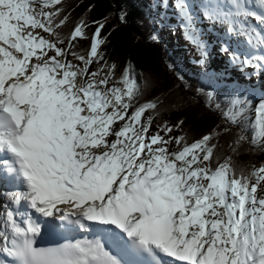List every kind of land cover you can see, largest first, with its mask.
I'll use <instances>...</instances> for the list:
<instances>
[{
  "label": "snow or ice",
  "instance_id": "1",
  "mask_svg": "<svg viewBox=\"0 0 264 264\" xmlns=\"http://www.w3.org/2000/svg\"><path fill=\"white\" fill-rule=\"evenodd\" d=\"M60 4L0 0V154L10 157L0 159V178L12 173L23 186L6 194L15 209L0 205V253L9 258L0 264H131L100 239L37 247L41 224L19 211L21 202L66 231L103 233L126 253L146 254L151 264H165L163 258H172L168 264H264V195H258L264 191V165L237 175L231 156L213 163L212 143L236 128L237 146L247 141L264 150V101L255 108L250 138L242 121L249 102L238 95L223 113L231 127L217 131V125L190 144L184 136H170L167 124L150 134L154 118L145 115L157 103L134 104V69H121L123 88L109 87L116 82V65L100 51L103 24L92 34L87 57L72 51L73 40L86 38L83 21L68 47L58 46L65 41L56 29L68 19L60 18ZM174 6L203 64L206 45L194 28L191 6L185 0ZM204 7L209 20L264 49V33L250 23L264 29V0H217ZM230 56L233 63L264 68V54ZM173 141L175 151L169 147Z\"/></svg>",
  "mask_w": 264,
  "mask_h": 264
},
{
  "label": "trees",
  "instance_id": "2",
  "mask_svg": "<svg viewBox=\"0 0 264 264\" xmlns=\"http://www.w3.org/2000/svg\"><path fill=\"white\" fill-rule=\"evenodd\" d=\"M174 5L167 6L164 0H61L55 7L61 9V19L64 16L68 19L56 29L65 41L58 46L67 48L72 31L83 21L86 38L73 40L72 51L87 57L92 34L98 24H103L101 36L105 43L100 51L110 65H116L115 83L123 85L119 82L121 69L131 66L138 90L134 104L149 100L157 103V109L147 113L154 118L150 133L155 134L159 125L167 124L173 128L170 136H184L190 144L217 125L220 126L217 131L231 127L223 113L231 107L229 98L238 95L249 102L242 121L250 138L249 124L255 120V108L264 98L228 80L221 56L216 54L217 59L211 56L210 42L194 27L206 45L207 59L200 63V53L185 39L182 27L174 25L179 19ZM91 67L94 71L95 63ZM237 131L232 128V134L221 132L214 137L212 143L217 148L213 163L231 156L237 175H249L254 167L264 165V150L247 141L237 146L234 143ZM260 193L264 191L258 189Z\"/></svg>",
  "mask_w": 264,
  "mask_h": 264
},
{
  "label": "rangeland",
  "instance_id": "3",
  "mask_svg": "<svg viewBox=\"0 0 264 264\" xmlns=\"http://www.w3.org/2000/svg\"><path fill=\"white\" fill-rule=\"evenodd\" d=\"M32 7H33V11H34L37 15H39V13L41 12V8H40L38 5H33ZM210 25H211V23H210ZM35 31H36V32H40L41 35H43V37H44L45 39H50V36H49L47 33H43L42 30L37 29V30H35ZM218 31H219V30H218ZM219 32L222 33V32H224V30H220ZM209 34H210V30H209ZM170 38H171V37H170ZM208 38H210V37L208 36ZM218 38H220V37H219L218 35H215V33H213V36H212L211 39H212L213 41H215V40L218 39ZM214 44H215V47H218V48H219V51H220V52H218V50H217L215 47L213 48V50H212L211 52L220 55L221 58L224 59V60H225V58H226L228 55H230V53H232V51H233V50H231L230 47H227V48H228V51H227V52L222 51V48H224V47H226V46L221 47V46L217 45L216 42H214ZM51 54H52V53H51ZM67 59H68L71 63H73V64H75V65H79V66H81V67L83 66V65H81L80 62H79L78 60H76V59H73V58H71V57H69V56L67 57ZM254 81H255V82L252 81V83H254V84H255V87H256V86H257V84H256V82H257V78H255ZM111 86H116V87H120V88H123V87H124L123 85L116 84V83H112V82L110 81V83H109V87H111ZM249 86H251V87L253 88V91L256 92V94H258V96H262V94L264 95V93H263L264 88H262L260 91H257V90L254 88V85H253V84H249ZM147 116H148V115L146 114V115H145V119L147 118ZM121 123H122V122H118L117 126H119ZM150 134H153V133H150ZM113 139H114V138H113ZM169 147H170V150H173V151L177 150L176 145H175L174 142H172V144H171ZM258 195H264V193H260V194H258Z\"/></svg>",
  "mask_w": 264,
  "mask_h": 264
},
{
  "label": "bare ground",
  "instance_id": "4",
  "mask_svg": "<svg viewBox=\"0 0 264 264\" xmlns=\"http://www.w3.org/2000/svg\"><path fill=\"white\" fill-rule=\"evenodd\" d=\"M235 34H237V33H235ZM0 201H2V198H0ZM6 201H9V200L6 198ZM0 203H2V202H0ZM1 205H3V204H1ZM29 212L33 215L34 218H36L37 220L39 219V217L37 215H35L32 211H29Z\"/></svg>",
  "mask_w": 264,
  "mask_h": 264
}]
</instances>
